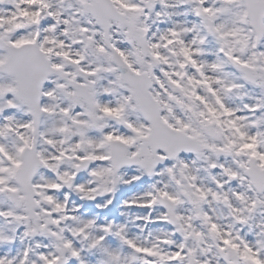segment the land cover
Returning <instances> with one entry per match:
<instances>
[{
  "label": "snow or ice",
  "instance_id": "snow-or-ice-1",
  "mask_svg": "<svg viewBox=\"0 0 264 264\" xmlns=\"http://www.w3.org/2000/svg\"><path fill=\"white\" fill-rule=\"evenodd\" d=\"M0 264H264V0H0Z\"/></svg>",
  "mask_w": 264,
  "mask_h": 264
}]
</instances>
